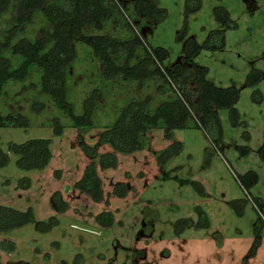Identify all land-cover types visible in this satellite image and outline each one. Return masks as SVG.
Returning a JSON list of instances; mask_svg holds the SVG:
<instances>
[{
    "label": "rangeland",
    "instance_id": "obj_1",
    "mask_svg": "<svg viewBox=\"0 0 264 264\" xmlns=\"http://www.w3.org/2000/svg\"><path fill=\"white\" fill-rule=\"evenodd\" d=\"M154 1L167 11L164 20L138 15L134 0H119L125 24L105 29L99 24L93 34L138 33L151 51H167L159 63L170 70L186 56V40L202 45L220 27L217 10H227L236 26L225 28L224 48L202 49L194 61L208 69L205 78L215 86L239 90V123L231 122L229 108L216 107L220 140L204 128L175 129L171 138L165 129L153 128L143 133L140 150L123 153L101 142L103 132L129 98L150 97L155 107L169 97L162 93L161 79L143 85L107 80L105 88L100 86L103 94L92 127L72 126L64 111L34 84L36 73L11 83L0 95V110L7 116L21 114L27 123L0 127V149L8 153L7 164L0 167V205L31 208L34 221L0 231V264H264V217L260 220L257 206L264 204V0H202L201 9L188 16L187 0ZM20 2L11 0L0 8V51L10 56L12 46L24 39L47 38L51 27L41 16L23 22ZM184 26L185 38L179 40ZM74 47L79 60L69 80L80 113L87 93L102 81L93 72L96 56L88 54L94 49L91 39L76 38ZM253 69L261 70L263 78L248 86L246 78ZM255 90L263 95L260 103L254 101ZM56 121L61 134L56 133ZM36 138L52 140L50 162L42 169L19 168L11 146ZM176 142L181 149L167 160L164 153L175 149ZM106 152L116 155L115 167H101ZM92 162L102 180L100 201L76 188ZM248 171L259 176L249 191L240 181ZM25 179L30 180L29 188L22 187ZM106 211L114 216L110 227L97 220ZM8 242L15 243L14 250L4 246Z\"/></svg>",
    "mask_w": 264,
    "mask_h": 264
},
{
    "label": "trees",
    "instance_id": "obj_2",
    "mask_svg": "<svg viewBox=\"0 0 264 264\" xmlns=\"http://www.w3.org/2000/svg\"><path fill=\"white\" fill-rule=\"evenodd\" d=\"M8 1L11 0H0V8ZM133 5L138 15L153 21H162L167 17V11L159 8L154 0H134ZM201 7L202 0H187L186 15L199 11ZM19 9V18L23 22L27 23L41 16L51 27L47 38L24 39L25 41L19 42L18 47L12 46L11 56L0 51V95L5 93L6 87L11 83H22L29 75L36 73L39 79L34 84L43 93L48 94L57 108L64 111L71 119L72 126L92 127L94 115L99 108L98 99L103 94L102 88L107 86L105 85L107 80L138 81L143 85L145 81L161 79L164 82L162 93H169V97L164 98L155 107L150 97L129 98L118 107L116 120L103 132L101 142L111 144L115 151L123 153L140 150L143 147V133L153 128L165 129L166 136L170 138L175 129L204 128L216 140H220L222 124L216 107L229 108L231 122L234 125L239 123V112L235 107L239 90L235 87L215 86L205 78L208 69L199 68L194 61L202 49L215 52L224 48L225 28L236 26L227 10L222 8L217 10L216 17L220 27L212 30L202 45L193 38H188L186 56L167 70L159 63V59L165 57L167 51L163 48H159L157 52L151 51L138 33L134 36H124V32L118 35L104 33L99 37L93 34L92 31L99 24L102 29L125 24L123 18L127 16L123 13L119 0H21ZM132 26L135 29L133 24ZM186 31L187 28L184 26L178 36L179 40H184ZM76 38L91 39L94 49L92 48L88 54L93 58L96 56L92 63L93 72L95 71L98 79L102 81V85L94 87L87 93L80 113L72 97L74 92L71 91L69 80L71 68L79 60L74 47ZM262 78V71L253 69L247 75L246 84L254 86ZM253 95L254 101L259 103L263 101L261 91L255 90ZM26 123L23 115L16 113L7 116L0 110V127L24 126ZM55 129L57 134L62 133L63 128L59 121H56ZM51 143V139H30L12 145L10 151L18 155L19 168L42 169L52 158ZM175 146H177L175 149H168L164 153L167 160L180 151L181 143L176 142ZM260 156L264 160V144L260 148ZM7 162L8 153L0 149V167ZM100 165L102 168L115 167L116 155L113 152L103 153ZM240 181L249 191L258 183L259 176L256 171H248L240 177ZM30 184V180L25 179L22 187L29 188ZM76 188L88 193L96 201L102 200V180L94 162L87 165L83 177L76 182ZM66 206L65 203H61L62 209ZM257 206L261 212V220L264 217V204ZM97 220L100 226L110 227L114 223V216L112 212L106 211L100 213ZM33 221L34 212L31 208L21 211L0 205V231L18 228ZM258 241L257 239L256 244ZM6 244L8 249H15L14 242L4 243V246Z\"/></svg>",
    "mask_w": 264,
    "mask_h": 264
}]
</instances>
